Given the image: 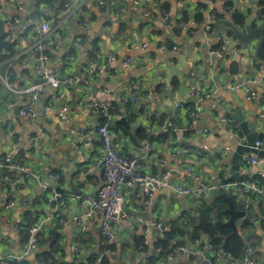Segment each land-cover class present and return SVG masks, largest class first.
I'll return each instance as SVG.
<instances>
[{
  "label": "crops",
  "instance_id": "0c3cea01",
  "mask_svg": "<svg viewBox=\"0 0 264 264\" xmlns=\"http://www.w3.org/2000/svg\"><path fill=\"white\" fill-rule=\"evenodd\" d=\"M63 1L64 9L58 10V3ZM138 1L82 0L76 4L73 0H20L23 11L18 13L15 4L0 0V22L19 35L21 23L26 21L29 12L37 14L38 21L53 19L55 15L62 16L61 28L44 42L51 67L62 79L82 76L87 66L93 67L95 83L92 89L109 91L107 99L115 110L111 121L125 118L133 130L131 136L122 129L113 131L121 135L119 152L138 158L140 171L155 175L170 172L171 183L192 189L198 188L201 183L218 187L233 178L264 175V153L259 156L246 155L245 159L251 156L256 158V164L241 161L239 170L231 172L232 129L227 118V114L239 108L250 121L251 130L264 134V60L256 53L260 39L248 44L238 42L236 47L227 50L226 44L236 38L227 37L229 29L224 25H219L218 36L214 26L217 20L211 24V29H207L210 23L209 0H140L141 3L137 5ZM212 3L215 12L223 13L218 21L233 22L235 12L242 17L243 24H233L242 26L243 32L251 26L263 28L264 20L259 16L258 0H213ZM201 5H207V8L201 10ZM199 12L204 17L201 23L195 19ZM184 14L188 15L189 22L183 21ZM246 16L254 19L251 26L246 24ZM14 17H18L20 23H15ZM182 23L186 27H182ZM223 38L227 39L225 44ZM35 43V37L28 34L21 46L22 51L30 56ZM163 45L168 49L161 50ZM219 45V50H216ZM89 55H94L95 59ZM111 56L131 58L132 62L129 66L116 67L107 62ZM29 60L27 57L23 65H14L13 78L8 74V66L1 68L0 63V74L9 76L17 90L38 83L35 67ZM99 69L107 73L106 77L100 76ZM172 70H176L178 75L173 76L171 88L164 97L167 74ZM188 75L191 78H187ZM182 80L185 83L184 92L180 91ZM249 80L255 81V84L248 89L231 91V86ZM174 81L179 82L178 87L172 85ZM187 83L201 85L206 92L217 90L221 101L195 100L192 87ZM163 84V92H158ZM133 87L153 93L148 112L124 102V97ZM250 88L255 89L256 99L248 98ZM88 91L84 85L73 84H63L58 90L48 89L38 103L40 115L33 121H21L19 112L28 103L27 97L7 89L0 90V162L6 154H11L26 170L25 174L17 169L0 168V196L10 192L31 203L30 207L10 211L0 208V250L5 257L16 255L28 236V228L52 215L55 208H60V215H53V220L46 226L45 236L48 237L50 232L60 236L64 254L59 260L72 263L77 256L83 259L98 253L103 238L101 217L84 220L87 226L84 235L92 242L87 246L77 242L83 234L78 231L74 218L84 215L89 205L70 196L72 193L93 195L104 183L100 172L88 171L102 149L96 130L98 120L90 104L85 102ZM60 94L64 97H54ZM169 101L180 104L178 109H174V113L177 110L181 118L180 129L191 126L193 135L175 145L135 142L132 137L139 125L149 128L155 136L163 132V127H152L148 115L159 113L169 120ZM184 101H193L195 110H184ZM45 105H49L51 110H44ZM64 108L66 111L62 112ZM58 112H62L60 118L56 117ZM132 112L137 115V118L136 115L132 117L135 122H129ZM18 140L23 144L22 149L16 147ZM225 148H230V152L221 157L220 151ZM50 174L60 177L56 189H50L40 199H35L41 195L43 185L51 186L53 181L49 179ZM58 190L63 193L64 199H55ZM217 193L212 196L182 197L166 188L148 198L144 195L136 197L135 190L125 188L122 194L127 219L116 227L114 259L109 260L110 264H146L149 256L155 255V242L151 245L143 242L146 225L155 223L169 227L181 218L208 216L199 210L211 208V200ZM45 195L46 200L43 201ZM230 195L244 205L246 212L247 223L241 219L236 221L238 231L247 247L255 251L256 264H264V219L259 202L252 198L244 204L237 192ZM27 213L37 216L32 224L27 222ZM38 213H41L40 217ZM244 224L249 226L245 227ZM26 228L27 236L23 232ZM158 236L159 229L153 227L151 239L154 241ZM202 241L197 244L190 236L187 237L185 245L195 255L182 260V264H212L207 258L209 253L205 251L207 239ZM73 245L81 246L79 253L72 252ZM36 253L30 256L28 264H41L36 259ZM174 254V257L168 258L169 262L178 258L179 251L175 250Z\"/></svg>",
  "mask_w": 264,
  "mask_h": 264
},
{
  "label": "built area",
  "instance_id": "2783aa9c",
  "mask_svg": "<svg viewBox=\"0 0 264 264\" xmlns=\"http://www.w3.org/2000/svg\"><path fill=\"white\" fill-rule=\"evenodd\" d=\"M17 7V12H22L23 8L20 0H9ZM74 3L79 4L82 0H73ZM213 0L210 2V23L207 29H211V24L215 23L218 16H222V12H215L213 9ZM137 5L141 3L139 0L136 2ZM69 7L68 5L66 6ZM38 11V10H37ZM26 21L21 23V32L16 35L8 26L4 25V34L8 39L13 40L17 46V57L24 54L21 46L27 39V35H33L35 37V47L33 53L28 57L29 63H31L36 70V76L38 78V83L28 85L22 90H17L14 88L10 81L9 76H2L0 74V90L7 89L14 93H22L27 97L28 103L26 106L20 109L19 118L21 121L29 119L31 121L35 120L39 115L38 103L40 102L41 95L44 94L48 89L58 90L63 84H73V85H84L89 89V93L86 97L92 108L94 116L98 120V126L96 128L97 134L100 136L102 141V149L100 155L97 156L91 163L88 171L90 173L100 172L104 177L103 185L93 194V195H76L74 193L70 194L72 198H75L85 204L89 205V210L82 216L75 217L74 223L77 225L78 231L81 234L87 233V226L84 222L86 219H92L93 217H101V234L107 239L109 245L113 246V241L116 235V227L121 224L124 219H127V214L124 210V197L123 190L125 188L135 190L136 197L140 195L147 196L151 198L154 194L162 191L163 189L169 188L177 196L182 197H200V196H212L215 192L226 194L229 196L233 192H237L241 201L247 204L250 199L256 198L261 206L264 207V187L260 186L258 183L252 182L250 180H234L221 183L218 187L212 185H206L201 183L198 188L192 189L189 187L181 186L176 183H171L170 172H163L162 174H148L140 171L139 159L135 157H128L122 155L119 152L120 149V138L121 135L114 133L107 125L100 124L102 119L111 121L114 117V108L111 102L107 99L109 94L108 90L102 89L99 91L93 90L92 86L95 83L93 80L94 69L91 65L87 66L82 76L79 77H65L60 78L56 70L51 67L49 62V57L45 53L44 42L49 38L54 32H57L63 24L62 16L55 15L53 19H47L46 21H38L35 18V13L29 12L26 14ZM15 23H20L18 17H14ZM185 23H182V27H186ZM86 27V26H85ZM227 42L226 38H223V44ZM168 49L166 46H162L161 50ZM175 49V48H173ZM36 59L32 60L33 57L37 56ZM35 55V56H34ZM33 56V57H31ZM108 64H113L116 67L129 66L132 62L131 58L118 59L115 56H111L107 59ZM99 74L101 77H106V72L103 69H99ZM189 87H192V95L195 100H209L220 102V97L217 96V90H210L206 92L201 85H192L187 83ZM255 81L249 80L247 82L238 83L231 86V91L236 92L243 89H248L251 85H254ZM249 99H256L257 93L255 89L250 88L248 92ZM54 97H64L63 94ZM153 98V93L142 92L136 87H133L131 92L124 97V102L131 104L132 106H139L144 112H148L150 109V101ZM82 104V102H81ZM180 104L176 102L173 105V109H178ZM44 110L50 111L51 107L45 105ZM66 111L64 108L62 112ZM62 112L57 113V118L62 116ZM156 114V113H155ZM159 116V113L156 114ZM194 119V115H192ZM169 120L165 119L163 124V132H167L169 126ZM31 141H34L33 137H30ZM258 145V143H257ZM16 147L18 149L23 148L21 140L16 142ZM150 150V148H149ZM230 148H225L220 151V156L225 157L229 154ZM252 155V154H251ZM200 162L202 159L199 160ZM243 162H247L250 165H254L257 159L251 156L249 159H243ZM0 168L4 169H17L26 174L25 168L22 166L21 162H16L11 154H6L5 157L0 162ZM190 171V169H189ZM264 178L263 174H260ZM24 179V178H23ZM49 179L52 182L50 185L42 186V193L38 195L35 199H40L45 192L52 189L55 190L60 179L58 174H50ZM55 199H64L63 193L59 190L55 194ZM31 203L27 200L18 197L10 192H7L0 196V208L6 211L14 210L22 207H30ZM34 210V208H33ZM60 208H55L52 215L40 219L28 229V236L24 241L21 249L16 255L5 257L0 250V264H28L30 256L34 255L39 248V236L46 234V226L53 220V215L58 217ZM156 227L159 229V236L153 241L151 239L152 228ZM169 227L161 226V224L150 223L146 225L144 230L145 238L143 240L145 245H151L162 237L169 229ZM238 236H242L240 231H237ZM207 239V237H203ZM196 240L195 243L201 244L202 240ZM72 252L79 253L81 246L73 245L71 247ZM178 258L171 262H160L157 264H182V260L195 255V252L187 248L186 245H181L178 249ZM205 251L209 253L210 258L215 257L218 263L226 262L227 264H256L255 251L251 247H247L245 254L240 261L234 262L230 260L229 255H223L221 253L215 254L213 251V246L209 243L207 239L205 245ZM104 256L108 259H114V251L111 249L104 253ZM97 264V263H96ZM99 264V263H98Z\"/></svg>",
  "mask_w": 264,
  "mask_h": 264
},
{
  "label": "trees",
  "instance_id": "16d2710c",
  "mask_svg": "<svg viewBox=\"0 0 264 264\" xmlns=\"http://www.w3.org/2000/svg\"><path fill=\"white\" fill-rule=\"evenodd\" d=\"M65 1L58 3V10L64 9ZM258 6H259V16L261 20H264V0H258ZM206 5H201L200 9H206ZM200 11V10H199ZM215 11V10H214ZM37 17V14H35V18ZM218 16L216 18V22H218L221 17ZM184 22H189V17L187 14H184L183 16ZM196 22L201 23L204 19L201 12L195 17ZM233 22L236 24L242 25L243 19L238 14H233ZM264 29V25L262 26ZM228 36H234V33L229 30ZM220 45L216 50H219ZM17 46L13 40L8 39L6 35H4L2 38H0V63L2 64L1 68H7L8 66V74L11 76V78L14 77V65H23L24 61L27 57H29L28 54L24 53L17 57ZM48 52V51H47ZM46 53V52H45ZM90 58L95 59V56L89 55ZM16 58V59H15ZM172 85L179 86L178 81H174ZM165 88V85H161L158 92H163ZM182 108L184 110H189V112H193L195 110V105L193 101H184L182 104ZM142 111V110H141ZM144 112V111H142ZM146 113V112H145ZM136 113L132 112L130 113V119L129 122H135V119L132 118L135 116ZM151 125L156 126L158 129L160 127H163L165 119H168L166 115H159L151 114L148 115ZM137 118V115H136ZM174 119L176 121V125L168 126L167 132H159L156 136L151 132V130L145 126L139 125L135 133L133 135V140L135 142L143 143V142H157L159 144H168V145H175L180 142L182 139H189L193 135V129L191 126H189L185 130H181L179 123L181 122V118L179 115V112L176 110L174 113ZM191 120V119H190ZM100 124L107 125L109 129H111L114 132H119V130H123L127 135H130V132L126 130L122 125L118 124L117 122L113 121H107L105 119H102L100 121ZM102 144V141H101ZM250 180L252 182L258 183L260 186L264 187V178L260 175H254L253 177H242V178H233L229 181L234 180ZM227 182V181H226ZM222 193H217L213 196L211 200V213L208 216H202V217H195L190 216L188 219H179L174 221L171 224V228L169 231H167L162 237L158 238V240L154 244V249L157 251L156 255H150L149 259L146 264H157L160 262H169V257H174V251L177 250L181 245L186 244V239L188 236H190L191 240L195 242L196 240H201L203 237H207L209 240V243L213 246V251L215 254H223V255H229L230 260L237 262L240 261L244 254L245 250L247 248L245 240L240 237L233 234L232 229L226 224L227 220L229 219V216L225 213V210L227 208V203L224 201V199L221 198ZM45 195L42 199L45 201ZM41 199V200H42ZM41 200H38L39 202ZM37 201V202H38ZM258 201V199H257ZM37 203V205L39 204ZM243 203V202H241ZM234 206L235 209H239L238 211H244V205L234 200ZM259 209L261 211V214L263 215L264 219V207L258 204ZM27 222L32 224L36 219V217H33L32 214L27 213L26 214ZM38 216H41V213H38ZM243 226L248 227L249 225L244 224ZM29 229V228H28ZM24 235H26L27 228L24 229ZM27 236V235H26ZM77 242L81 243L82 245H89L92 240L89 239L85 235H81ZM140 243V242H139ZM142 243V241H141ZM39 244L40 248L36 253V259L41 264H110V259L104 256V253L107 251H110L113 249L112 245H109L106 238H102V243L100 246V249L98 253L87 255L85 258L76 257L74 262L67 263L62 262L59 260V257L63 256V245L61 243L60 236H55L54 232H50L49 236L46 237L45 235L39 236ZM146 252L148 251L146 248L144 249ZM212 264H219L215 257L210 258ZM16 264V263H13Z\"/></svg>",
  "mask_w": 264,
  "mask_h": 264
},
{
  "label": "water",
  "instance_id": "95a60500",
  "mask_svg": "<svg viewBox=\"0 0 264 264\" xmlns=\"http://www.w3.org/2000/svg\"><path fill=\"white\" fill-rule=\"evenodd\" d=\"M253 20H254L253 18L246 16L247 25L251 26ZM219 25H224L226 28L231 30L236 38L235 40L228 42L226 44L227 50L236 47L238 45V42L248 44L255 41L256 39H260L256 53L260 59L264 60V29L263 28H254L251 26L246 31L243 32L242 26H237L233 24V22H230L228 20H221L214 24L216 31L218 32V36L220 35ZM4 35H5L4 24L0 22V38H2ZM36 57H39V54H37ZM182 62H184V60ZM182 62L180 64H182ZM175 75H178L176 70H172L171 72H168L167 79L165 81L167 92L165 93L164 97L168 95V92L171 88V80ZM187 78H191V75H188ZM180 91L182 92L185 91L184 80H182L181 82ZM174 103L176 102L169 101L167 103V106L169 107L168 108L169 123L172 126L176 125V121L174 119V109L172 107ZM227 118L231 122V124L229 125H231V129H232L231 140H230L231 141L230 147L232 148L231 172H236L239 170L240 163L246 155L255 154L259 156L262 153H264V134L262 132L255 133L251 130L250 121L243 116L242 111L239 108H236L233 113L227 114ZM117 123L122 125L129 132H133V130L126 122L125 118L118 119ZM221 198L224 199V201L227 203V208L225 210V213L229 216V219L227 220L226 224L232 229L233 234L238 236L237 234L238 228L236 225V221L241 219L243 220V223H247V219L245 218L246 212L238 211L235 209L233 195L227 196L226 194H222ZM209 209L210 207H206L204 210H199V209L198 210L201 214L209 215ZM154 254L156 255V251H154ZM207 258H210V256L207 255Z\"/></svg>",
  "mask_w": 264,
  "mask_h": 264
},
{
  "label": "bare ground",
  "instance_id": "6f19581e",
  "mask_svg": "<svg viewBox=\"0 0 264 264\" xmlns=\"http://www.w3.org/2000/svg\"><path fill=\"white\" fill-rule=\"evenodd\" d=\"M208 2V1H207ZM207 6V5H206ZM165 16V15H164ZM220 18V17H219ZM222 18V17H221Z\"/></svg>",
  "mask_w": 264,
  "mask_h": 264
}]
</instances>
